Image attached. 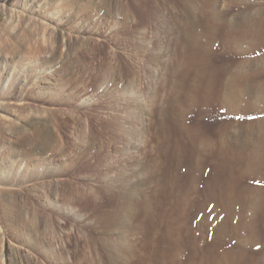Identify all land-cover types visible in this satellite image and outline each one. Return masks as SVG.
<instances>
[{"label":"rangeland","instance_id":"rangeland-1","mask_svg":"<svg viewBox=\"0 0 264 264\" xmlns=\"http://www.w3.org/2000/svg\"><path fill=\"white\" fill-rule=\"evenodd\" d=\"M261 9L0 0V264H264Z\"/></svg>","mask_w":264,"mask_h":264},{"label":"bare ground","instance_id":"bare-ground-1","mask_svg":"<svg viewBox=\"0 0 264 264\" xmlns=\"http://www.w3.org/2000/svg\"><path fill=\"white\" fill-rule=\"evenodd\" d=\"M261 10H264V9H261ZM163 15V14H162ZM258 17H257V20L255 21V22H253L252 24H251V22H250V24L249 25H247L245 28H246V31H249L250 32V34H252V35H254V34H256L257 33V31L258 30H260V28H262V26L264 25V16H262L261 14H259L258 13ZM250 34H249V37H250ZM259 34H261L260 32H259ZM229 35V34H228ZM1 37V36H0ZM246 37V36H245ZM248 37V38H249ZM256 39V38H255ZM204 66V65H203ZM263 67H264V65H263ZM237 68V67H236ZM246 70V69H245ZM261 70V69H260ZM249 71H250V69H249ZM248 71V72H249ZM234 72V71H233ZM245 72H247V71H245ZM230 73V72H229ZM240 74V73H239ZM243 74V73H242ZM231 76V75H230ZM238 77V76H237ZM236 78V77H235ZM240 79H243V78H240ZM232 80V79H231ZM234 80H236V79H234ZM238 83V82H237ZM237 83L235 84V85H237ZM233 84V83H232ZM240 84H241V82H240ZM243 86V85H242ZM231 89V88H230ZM10 123V122H9ZM16 123V122H15ZM14 128H16V127H14ZM243 226V225H242ZM241 226V227H242ZM246 228V227H245ZM237 229V228H236ZM220 230V229H219ZM250 229H248V231H249ZM218 233H219V231H218ZM249 256V255H248ZM248 259V258H247ZM226 262H227V260H226ZM225 262V263H226ZM231 263V262H230ZM256 264V263H255Z\"/></svg>","mask_w":264,"mask_h":264}]
</instances>
